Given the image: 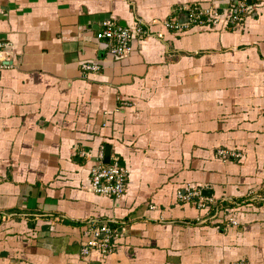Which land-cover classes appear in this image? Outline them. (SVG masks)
<instances>
[{"label": "crops", "instance_id": "obj_1", "mask_svg": "<svg viewBox=\"0 0 264 264\" xmlns=\"http://www.w3.org/2000/svg\"><path fill=\"white\" fill-rule=\"evenodd\" d=\"M236 1L0 0V264H264V0L235 26L164 24ZM108 20L150 35L115 58ZM108 144L120 198L91 188ZM91 222L111 252L82 254Z\"/></svg>", "mask_w": 264, "mask_h": 264}, {"label": "built area", "instance_id": "obj_2", "mask_svg": "<svg viewBox=\"0 0 264 264\" xmlns=\"http://www.w3.org/2000/svg\"><path fill=\"white\" fill-rule=\"evenodd\" d=\"M253 0H237L226 13L231 25H237L242 22L245 16L251 12ZM187 12V21L178 22L177 18H171L164 24L167 28L183 31L193 26L218 27L225 21L227 14L219 12L217 9L204 11L197 6L189 7ZM150 35L146 29L136 24L134 27L118 26L112 20L104 21L96 36L99 40L108 43L109 53L115 58H125L132 50L133 40L145 39ZM10 49L7 43L0 42V69L9 67ZM85 72H98L101 65L93 62H83L81 66ZM219 158H241L242 153L235 149L220 148L216 153ZM128 168L121 162L117 155H111L110 163L104 162V153L98 156L97 162L91 168V188L98 194L111 196L115 198L122 197L127 191ZM192 188L187 197L196 198V205L199 209L208 210L215 205L209 197H206L202 189ZM236 224L233 218L230 219ZM116 231L107 223L91 222L86 231V240L81 248L83 255H89L92 251L98 250L102 253H108L113 250V240L116 237Z\"/></svg>", "mask_w": 264, "mask_h": 264}, {"label": "water", "instance_id": "obj_3", "mask_svg": "<svg viewBox=\"0 0 264 264\" xmlns=\"http://www.w3.org/2000/svg\"><path fill=\"white\" fill-rule=\"evenodd\" d=\"M110 159H111V146L108 144L105 146V156H104V162L106 164L110 163Z\"/></svg>", "mask_w": 264, "mask_h": 264}, {"label": "rangeland", "instance_id": "obj_4", "mask_svg": "<svg viewBox=\"0 0 264 264\" xmlns=\"http://www.w3.org/2000/svg\"><path fill=\"white\" fill-rule=\"evenodd\" d=\"M256 0H253L251 3H253V2H255ZM248 14H250V12L248 13ZM227 17L228 16H226V19H225V21H224V23L226 22V20H227ZM230 24V23H229ZM222 25V24H221ZM231 25V24H230ZM231 26H235V25H231ZM218 149H220V148H218ZM218 149H216L215 150V156H216V153L218 152ZM217 157V156H216ZM219 158V157H218Z\"/></svg>", "mask_w": 264, "mask_h": 264}, {"label": "trees", "instance_id": "obj_5", "mask_svg": "<svg viewBox=\"0 0 264 264\" xmlns=\"http://www.w3.org/2000/svg\"><path fill=\"white\" fill-rule=\"evenodd\" d=\"M17 211H18V210H17ZM109 224H111V225H112L113 223H112V222H109Z\"/></svg>", "mask_w": 264, "mask_h": 264}]
</instances>
